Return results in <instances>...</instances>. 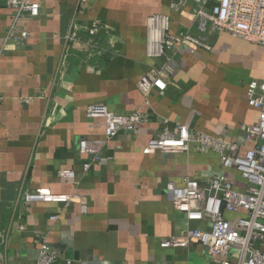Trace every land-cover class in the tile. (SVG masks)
Masks as SVG:
<instances>
[{
	"label": "crops",
	"instance_id": "obj_1",
	"mask_svg": "<svg viewBox=\"0 0 264 264\" xmlns=\"http://www.w3.org/2000/svg\"><path fill=\"white\" fill-rule=\"evenodd\" d=\"M29 1L38 2V14L15 19L0 0V264H30L41 241L58 251L56 264H219L222 257L198 244H159L187 226L165 183L181 185L185 175L207 180L223 170L218 155L194 146L175 154L143 148L164 119L224 133L241 151L247 148L243 126L257 121L258 110L245 91L250 80L264 79V46L222 33L210 51L181 47L165 90L152 88L145 97L138 82L162 64L146 55V18L169 14L176 32L190 26L188 8L173 12L174 0ZM92 24L112 33L120 51H109L108 31L101 29L95 37L101 53L71 49L58 72L67 34L74 25ZM79 35L88 36L81 29ZM93 102L120 115L146 110L151 119L135 131H119L101 161L82 173L78 139L104 132L103 119L86 116ZM62 169L73 170L77 183L61 181ZM225 171L241 182L238 173ZM36 188L80 200L68 206L24 201L23 193Z\"/></svg>",
	"mask_w": 264,
	"mask_h": 264
},
{
	"label": "built area",
	"instance_id": "obj_2",
	"mask_svg": "<svg viewBox=\"0 0 264 264\" xmlns=\"http://www.w3.org/2000/svg\"><path fill=\"white\" fill-rule=\"evenodd\" d=\"M5 5L14 10L15 19L25 13L36 16L39 12L36 1L5 0ZM183 8H188L191 16V24L184 30L171 31L169 14L154 13L146 18V55L162 59V64L138 82L145 97L152 88L165 90L166 78L175 72L173 61L181 47L191 52L210 51L214 39L222 33L264 46V0H174L170 5L173 12ZM80 29L87 33V38L80 37ZM101 29L108 31L99 24L82 28L74 25L65 37L58 72L63 71L71 49H90L100 54L102 50L98 49L95 37ZM25 35L23 31L22 36ZM107 37L109 51L118 53L115 36L108 31ZM245 97L249 105L257 108L258 118L255 123L243 126L244 143L249 144L243 151L242 144L224 133L211 135L168 119L162 121L159 131L146 142L143 148L146 154L188 152L191 146L197 151L214 152L223 168L204 181L185 175L181 185L172 181L165 183L164 189L174 210L183 214L187 226L182 234L161 238V247H187L194 243L209 256L222 257L219 264H264V79L250 80ZM85 113L90 118L103 119L104 132L99 138L78 139L77 151L83 156L82 173L101 161L106 144L119 131H135L151 119V113L146 110L115 114L104 102L88 104ZM225 170L238 173L241 182ZM58 177L64 182L77 183L76 173L71 169L60 170ZM238 184L241 189L237 188ZM22 198L26 202H55L64 206L80 200L77 194L40 188L26 190ZM227 212H242L243 215L229 219L225 215ZM58 258V251L41 241L37 257L30 264H56Z\"/></svg>",
	"mask_w": 264,
	"mask_h": 264
}]
</instances>
